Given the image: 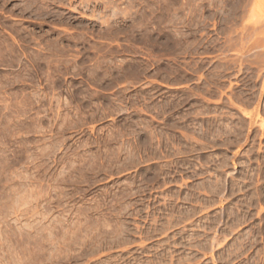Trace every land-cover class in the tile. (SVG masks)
<instances>
[{
	"label": "rangeland",
	"instance_id": "1",
	"mask_svg": "<svg viewBox=\"0 0 264 264\" xmlns=\"http://www.w3.org/2000/svg\"><path fill=\"white\" fill-rule=\"evenodd\" d=\"M0 264H264V0H0Z\"/></svg>",
	"mask_w": 264,
	"mask_h": 264
}]
</instances>
